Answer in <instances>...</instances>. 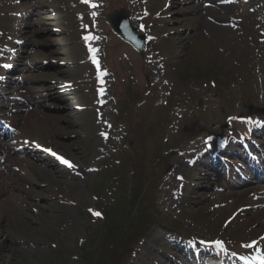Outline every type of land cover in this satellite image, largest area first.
<instances>
[{"label": "rangeland", "instance_id": "obj_1", "mask_svg": "<svg viewBox=\"0 0 264 264\" xmlns=\"http://www.w3.org/2000/svg\"><path fill=\"white\" fill-rule=\"evenodd\" d=\"M120 1L147 38L143 55L106 24L119 0H96L94 10L68 3L63 17L41 6L59 0H17L40 30L38 41L25 35L32 49L19 53L26 85L1 99L19 137L0 147V264H175L173 245L187 235L230 253L264 244V193L230 190L204 167L264 117V0ZM8 18L0 16V40ZM87 33L96 36L89 44ZM89 55L105 75L96 77ZM44 64L56 73L39 75ZM139 199L158 225L126 230L147 219L130 217L142 213Z\"/></svg>", "mask_w": 264, "mask_h": 264}, {"label": "water", "instance_id": "obj_2", "mask_svg": "<svg viewBox=\"0 0 264 264\" xmlns=\"http://www.w3.org/2000/svg\"><path fill=\"white\" fill-rule=\"evenodd\" d=\"M126 17V16H125ZM123 16H118V15H115V16H112L111 18H109V21L111 22L112 26L114 27V29H116V31H120V28L122 27L123 28V24L124 22L121 21V19H127ZM123 22V23H120ZM127 22H126V28H127ZM123 39L127 42H129L130 44H132L140 53L142 52V50L144 49V40L143 38L141 37H137V34H136V31L135 30H129L125 36L123 35L122 36Z\"/></svg>", "mask_w": 264, "mask_h": 264}, {"label": "trees", "instance_id": "obj_3", "mask_svg": "<svg viewBox=\"0 0 264 264\" xmlns=\"http://www.w3.org/2000/svg\"><path fill=\"white\" fill-rule=\"evenodd\" d=\"M144 200V199H143ZM142 199H139V201H138V205H140V206H138L139 208H141V212L142 213H140L138 210H134V212L132 213V215L130 216V217H132L133 216V219L136 221V220H138V218L140 217V216H142V217H146L147 219L145 220V222H144V224H142L141 225V220H139V222H138V224L136 225V223L133 221V222H131V223H129V224H126V230H131V229H133L134 227L133 226H138V228L139 227H141V229H144V228H146L147 226H152V224L154 223V221H155V219L153 218V217H150L149 216V214H148V212L147 213H145L144 214V212H145V209H143V204L146 202H144ZM147 205V204H146ZM137 207V208H138ZM135 213V214H134ZM138 214L140 215V216H138ZM142 214V215H141ZM114 223V222H113ZM144 233V235L146 236V234H147V231H146V229L145 230H143L142 231V233L141 234H143ZM130 234V233H129ZM141 239V238H140ZM106 251V250H105ZM128 258H129V256L127 257V258H125V260H128Z\"/></svg>", "mask_w": 264, "mask_h": 264}, {"label": "snow or ice", "instance_id": "obj_4", "mask_svg": "<svg viewBox=\"0 0 264 264\" xmlns=\"http://www.w3.org/2000/svg\"><path fill=\"white\" fill-rule=\"evenodd\" d=\"M85 2H89V0H85ZM93 6H95V5H93ZM93 37H88V36H86L85 37V40H89V39H92ZM92 51L93 52H95L96 50L95 49H92ZM94 62H95V60H94ZM53 155H55L54 153H53ZM59 159H61V161L64 163V164H66L68 167H73V165L69 162V161H67V160H65L64 158H62V157H58ZM95 215H97V216H100L101 214L100 213H94ZM216 243V245L218 246V247H220L221 249H223L224 248V245H223V242H221V241H216L215 242ZM253 245H246V247H252ZM242 259H247L246 257H242ZM258 260H259V262H260V264H264V256H260V257H258L257 258Z\"/></svg>", "mask_w": 264, "mask_h": 264}, {"label": "bare ground", "instance_id": "obj_5", "mask_svg": "<svg viewBox=\"0 0 264 264\" xmlns=\"http://www.w3.org/2000/svg\"><path fill=\"white\" fill-rule=\"evenodd\" d=\"M215 3H216V5H217V7H218L221 11L224 10V6H223L220 2L216 1ZM215 16L221 18V17L218 16V15H215ZM201 23H202V22H201ZM202 24H203V23H202ZM214 27H215V26H214ZM216 29H219V28H216Z\"/></svg>", "mask_w": 264, "mask_h": 264}]
</instances>
